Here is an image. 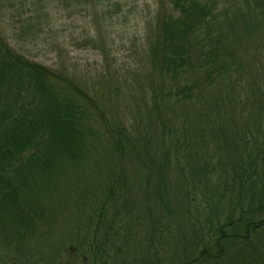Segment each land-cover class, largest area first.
Listing matches in <instances>:
<instances>
[{
  "label": "trees",
  "instance_id": "16d2710c",
  "mask_svg": "<svg viewBox=\"0 0 264 264\" xmlns=\"http://www.w3.org/2000/svg\"><path fill=\"white\" fill-rule=\"evenodd\" d=\"M23 1L0 0V15L12 10L0 27V255L264 264V0H159L128 62L104 49L83 77L9 41L40 39L52 2L109 19L120 1L113 14V0H37L40 14ZM158 201L145 233L120 236L136 205ZM128 242L139 249L129 262Z\"/></svg>",
  "mask_w": 264,
  "mask_h": 264
},
{
  "label": "rangeland",
  "instance_id": "374dc122",
  "mask_svg": "<svg viewBox=\"0 0 264 264\" xmlns=\"http://www.w3.org/2000/svg\"><path fill=\"white\" fill-rule=\"evenodd\" d=\"M118 1H120L121 8L116 12V15L109 19H103L101 14H92L89 13L90 11L88 12V16L82 14H80V16L72 15L66 12V10L58 8V3L52 2V4L45 9V12L48 15L47 27L44 29L43 34L40 33V39L36 38L32 43L25 42L23 41V38L31 36V34L21 33V35L18 34L16 38L11 37L12 41L9 42L19 53L34 57L39 62L49 67L65 68L70 74L76 73L79 77H83L88 73L87 70L92 69L95 65L96 68H98L107 54L114 56L120 62L126 63L129 59L128 49L131 45L137 44L133 40L142 37L146 25L145 23L151 18L156 10L161 7V5L159 0L108 1L110 3L112 14L115 13L113 12L115 11L113 5ZM23 4L22 7H24L26 11L31 9L38 11V14L42 12V6L37 5V0H25L23 1ZM46 4H48V2ZM12 6L15 7L13 9L15 10V15H18L17 10L20 7L17 6L16 3ZM1 11L2 9H0V12ZM11 12L12 10L10 12L5 10V13L0 15V27H2L4 31L5 25L12 21L8 19ZM4 36L6 35L4 34ZM89 39H93V44L91 42V44L89 43L90 45L87 44V40ZM104 49H110L111 52L107 51L106 54V50ZM126 186H128V184H126ZM125 194H127V192ZM137 194L140 196L143 194V191L137 192ZM180 194L181 192L179 195ZM174 198H177V195H175ZM122 200L123 199H120L118 204H121L123 202ZM127 205H131L129 200L127 201ZM160 207L162 206L159 201L158 205L151 210L136 205L134 209L136 214L134 215L136 217L134 221L137 222V226H135L136 228L132 229V225L129 222H126L125 225L128 226L130 230L121 229L122 233L120 236L123 235V237L127 239H132L134 236L140 237L142 233L147 231L145 228L151 227L150 222H147L150 218L148 211H152V213L155 214ZM172 207L171 204V208ZM137 211L138 213H136ZM192 216L193 218H196V213L194 212ZM166 218V215H164L162 219ZM70 219L71 216H66V218L58 224L59 227L57 226L56 230L58 229L59 232L57 233L61 235V232H63L62 227L67 226ZM169 219L174 221V218L169 217ZM175 220L179 221V219ZM145 222L147 223L144 226L143 224ZM157 222V224H159V221ZM121 224L124 227V222ZM171 232L172 234L175 233L174 231ZM144 241V239L141 240L142 245L144 244ZM183 244L184 242H181L180 244L175 243L172 248L179 249ZM125 247L124 254L127 261L135 260L137 258L136 253L139 252V249L129 242ZM68 249L69 248H66V250ZM142 251L143 254H145L144 248H142ZM10 258L11 257L0 255V260L2 261H0V264H3V262L6 264H22L25 262V259L22 257H13L9 260ZM62 259H64V263L71 264L67 258ZM164 262L166 261L164 260ZM161 263H163L162 259Z\"/></svg>",
  "mask_w": 264,
  "mask_h": 264
}]
</instances>
